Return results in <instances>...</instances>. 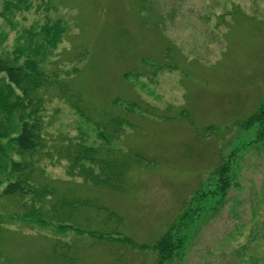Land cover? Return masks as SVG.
I'll return each mask as SVG.
<instances>
[{"label":"rangeland","instance_id":"obj_1","mask_svg":"<svg viewBox=\"0 0 264 264\" xmlns=\"http://www.w3.org/2000/svg\"><path fill=\"white\" fill-rule=\"evenodd\" d=\"M32 3L0 14V52L23 45L43 59L52 155L42 153L39 166L59 197L89 204H76L63 231L52 211L58 196L47 199L41 223L1 195L0 264H152L155 251L140 246L173 224L183 249L165 264L264 261V236L248 242L264 220V124L243 126L264 108V0ZM77 98L83 113L71 104ZM115 116L123 122L112 145L132 157L122 187L69 175L55 147L76 138L98 145L95 124ZM222 161L225 194L214 175ZM6 172L0 167L2 181Z\"/></svg>","mask_w":264,"mask_h":264},{"label":"trees","instance_id":"obj_2","mask_svg":"<svg viewBox=\"0 0 264 264\" xmlns=\"http://www.w3.org/2000/svg\"><path fill=\"white\" fill-rule=\"evenodd\" d=\"M4 2L3 11L0 12L4 16L13 13L15 9L20 10L21 7L30 9L33 5L32 0H4ZM56 29L57 27L54 28L53 36L49 39L51 44H56L59 39L60 33ZM36 55L29 54L23 45L11 52H0V167L7 171L6 180L0 179V185L5 182L0 196L16 199L18 204L25 208L23 217H36L39 222L46 223L42 212L47 199L53 196L55 198L61 192L53 186L52 181L44 173V168L39 166L43 158L42 153L47 157L52 154L46 148L48 141L44 134L43 115L45 97L42 94L50 80L42 66L43 59ZM76 101L77 103L71 101V104L78 109L77 111L83 113L79 105L81 99L77 98ZM122 122L120 116L112 117L108 124L102 122L103 126L100 125L101 122H97L95 125L101 140L98 145L88 144L83 139L76 138L55 147L56 154L69 163L68 174L80 176L86 182L97 186L121 188L132 158L112 145ZM257 122L264 124V108L251 114L243 122V126L248 128ZM262 133L264 134V130L260 131V134ZM259 138L262 137L259 135ZM229 167L228 162L222 161L214 171L222 194H225L231 185ZM53 201L52 211L58 215L56 221L61 223L59 227L63 231L72 227L70 224H64L63 221L74 217L76 204L82 203L84 206L89 204L88 200L70 201L69 195L58 196L56 201ZM61 215L63 217L59 219ZM253 228L248 242L263 238L264 220L256 222ZM90 234L95 237V231ZM97 235L105 238L103 234ZM109 238L126 244L132 242L130 238H116L113 235ZM247 243L241 244L243 252L247 250ZM140 247L155 251L157 259L152 264H165L183 249V238L179 236L173 224L153 245ZM244 264H264V261L252 255Z\"/></svg>","mask_w":264,"mask_h":264}]
</instances>
